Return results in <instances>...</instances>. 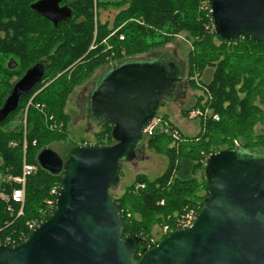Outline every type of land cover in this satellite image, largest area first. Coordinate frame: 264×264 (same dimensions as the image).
I'll return each instance as SVG.
<instances>
[{
  "label": "trees",
  "instance_id": "trees-1",
  "mask_svg": "<svg viewBox=\"0 0 264 264\" xmlns=\"http://www.w3.org/2000/svg\"><path fill=\"white\" fill-rule=\"evenodd\" d=\"M37 1L0 0V106L29 68L38 62L47 64L43 81L21 99L18 111L4 123L30 103L26 160L37 169L27 179L22 214L18 215L19 205L12 204L11 213L9 203L0 199V243L7 237L28 238L29 224H40L54 212L46 201L63 177L41 169L37 156L52 140H65L66 133L56 137L48 130L45 115L66 124L64 103L69 93L99 68L164 57V44L181 34L189 40L188 82L202 96L183 115L190 118L199 111L194 118L199 120V132L187 135L167 116L161 117L153 132L144 136L147 146L167 159V169L153 180L138 175L120 197L114 196L122 214L123 236L135 234L144 240L138 259L151 239L159 243L165 238V226L177 230L178 220L189 210L199 213L208 192L205 161L210 155L228 148L264 154V134L256 132L264 123V41L219 38L209 0H63L61 5L72 10V17L58 26L32 9ZM110 10L116 11L113 19L103 20V13ZM149 51L148 58H138ZM101 125L104 130L96 144L114 145L112 125L108 121ZM11 142L16 146L10 147ZM23 144L22 131L0 130L1 193L10 195L16 186L9 178L22 174ZM77 145L69 144L60 156L67 159ZM137 184L145 188L136 189Z\"/></svg>",
  "mask_w": 264,
  "mask_h": 264
},
{
  "label": "water",
  "instance_id": "water-1",
  "mask_svg": "<svg viewBox=\"0 0 264 264\" xmlns=\"http://www.w3.org/2000/svg\"><path fill=\"white\" fill-rule=\"evenodd\" d=\"M63 0H39L32 9L55 26L72 17ZM215 34L264 41V0H209ZM167 56L111 66L92 90L87 119L112 125L114 145L83 144L63 159L41 150L38 166L62 183L52 215L16 246L0 244V264H264V154L228 148L205 161L207 196L194 222L173 230L137 254L141 236H123V221L111 192L120 163L136 149L163 101L181 82ZM38 62L12 86L0 106V125L44 79ZM2 177L0 175V186Z\"/></svg>",
  "mask_w": 264,
  "mask_h": 264
},
{
  "label": "rangeland",
  "instance_id": "rangeland-1",
  "mask_svg": "<svg viewBox=\"0 0 264 264\" xmlns=\"http://www.w3.org/2000/svg\"><path fill=\"white\" fill-rule=\"evenodd\" d=\"M109 1H120V0H109ZM206 1L202 3L201 6L205 5ZM116 11L110 10V12L103 13V20L113 19ZM218 44V43H217ZM162 52L168 58L176 63V68L181 74V82L175 89L170 98H167L162 102L158 109L159 117H156L157 122L153 128L155 129L161 123V117L167 116L169 120L174 123L183 132L193 136L199 132V120L194 119L195 114H191L190 118H185L184 111L189 110L194 107L197 103L198 97L202 96L201 90L194 88L188 82V63H189V51L190 43L187 39L186 34H181L173 38L171 41L164 44L162 47ZM149 52L138 56V58H148ZM150 60H157L156 56L151 57ZM10 61L5 62L8 64ZM105 68H99L95 74L87 80L83 85L74 87L69 93L65 103L64 112L68 116V122L66 124L64 121H58L53 115H45L47 128L52 133L58 135H63L66 133L65 140H52L47 144L48 148L53 149L59 155L63 156L65 154L66 148L69 144H79L82 142L87 144H96L98 138L103 132V126L101 123L92 122L87 119V106L89 96L95 86L100 82V77L106 71ZM52 83L50 81L47 83L49 85ZM30 107V103L26 106L24 111L15 115L6 124L0 127L3 132H18L22 131L23 142L28 144V128H27V113ZM264 110V105L262 106ZM46 108V107H45ZM45 110V109H44ZM153 132V131H152ZM257 134H264V123H261L256 128ZM101 136V135H100ZM146 136L141 140V144L136 149L135 158L132 160L133 156L126 157L120 163V179L118 184L111 189L113 196L120 197L128 186L132 184L134 179L141 174L146 175L149 179H156L161 176L168 166L167 159L154 150L150 149L146 143ZM16 143L11 142L10 147H15ZM78 146V145H77ZM23 154L24 144H23ZM24 158V156H23ZM1 165V160H0ZM1 175V174H0ZM2 177V175H1ZM33 223H36L35 221ZM32 224V222L30 223ZM29 224V225H30Z\"/></svg>",
  "mask_w": 264,
  "mask_h": 264
},
{
  "label": "built area",
  "instance_id": "built-area-1",
  "mask_svg": "<svg viewBox=\"0 0 264 264\" xmlns=\"http://www.w3.org/2000/svg\"><path fill=\"white\" fill-rule=\"evenodd\" d=\"M121 40L124 39L123 37L120 38ZM193 114L197 115L199 114V111H195L193 112ZM215 119H218L217 116H215ZM157 122V119L155 118L149 125L148 127L145 129L144 135H150L153 131V128L155 126ZM237 147H239L238 143L235 142ZM33 146L37 145L36 141H33ZM27 142H24V158H23V166H22V174L18 177L15 178H9V181H12V183L16 186L15 188H13L12 192L10 195H7L4 192H0V199H2L3 201L8 202V211L13 213L14 209L12 207V204H16L20 206V210L18 212V215L22 214V210L25 204V196H26V182L27 179L32 176L35 172L37 167L33 164H30L27 162L26 160V151H27ZM136 189H143L145 188L144 184H137L135 186ZM61 186H54V188L51 190V196L52 198L46 201V205L48 207H50V209H54L55 210V204H56V200L57 197L59 195ZM197 216V212L195 210H189L185 215H183L177 223V229H181L183 227L189 226L191 225L195 218ZM37 223H33L30 224V228L32 229V231L35 229V227L37 226ZM172 231L170 230L167 226H165L163 228L162 234L165 235V237L168 235V233ZM27 238H25L23 235H21L17 240L16 239H12L11 237H7L5 238V241L0 243V244H4L7 246H16L20 243H22L23 241H25ZM150 245L147 246L148 249L152 248L153 246L157 245L158 243L156 242V239H151L150 240Z\"/></svg>",
  "mask_w": 264,
  "mask_h": 264
},
{
  "label": "crops",
  "instance_id": "crops-1",
  "mask_svg": "<svg viewBox=\"0 0 264 264\" xmlns=\"http://www.w3.org/2000/svg\"><path fill=\"white\" fill-rule=\"evenodd\" d=\"M185 133V132H184ZM185 134H187V133H185ZM187 135H189V134H187Z\"/></svg>",
  "mask_w": 264,
  "mask_h": 264
},
{
  "label": "flooded vegetation",
  "instance_id": "flooded-vegetation-1",
  "mask_svg": "<svg viewBox=\"0 0 264 264\" xmlns=\"http://www.w3.org/2000/svg\"><path fill=\"white\" fill-rule=\"evenodd\" d=\"M164 102V101H163Z\"/></svg>",
  "mask_w": 264,
  "mask_h": 264
}]
</instances>
